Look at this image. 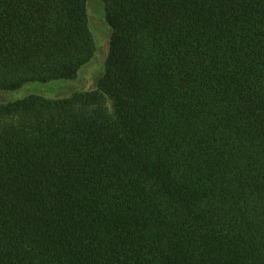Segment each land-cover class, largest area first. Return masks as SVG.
I'll return each mask as SVG.
<instances>
[{
	"label": "trees",
	"instance_id": "16d2710c",
	"mask_svg": "<svg viewBox=\"0 0 264 264\" xmlns=\"http://www.w3.org/2000/svg\"><path fill=\"white\" fill-rule=\"evenodd\" d=\"M101 1L95 86L0 102V264H264V0ZM87 10L0 0V91L74 81Z\"/></svg>",
	"mask_w": 264,
	"mask_h": 264
},
{
	"label": "rangeland",
	"instance_id": "374dc122",
	"mask_svg": "<svg viewBox=\"0 0 264 264\" xmlns=\"http://www.w3.org/2000/svg\"><path fill=\"white\" fill-rule=\"evenodd\" d=\"M88 19L95 44V52L91 61L83 67L74 81H52L46 84H26L15 91H0V102L21 99L29 94H40L48 98L67 96L70 89H91L96 80L103 74L108 51L110 29L105 22V7L101 0H88ZM71 82V83H69ZM69 83V84H68ZM67 86V87H64ZM79 90V89H74Z\"/></svg>",
	"mask_w": 264,
	"mask_h": 264
}]
</instances>
